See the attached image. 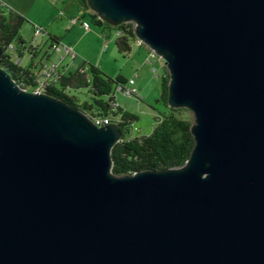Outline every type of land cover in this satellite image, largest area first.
<instances>
[{
	"label": "water",
	"instance_id": "1",
	"mask_svg": "<svg viewBox=\"0 0 264 264\" xmlns=\"http://www.w3.org/2000/svg\"><path fill=\"white\" fill-rule=\"evenodd\" d=\"M87 3L164 61L195 145L181 168L116 176L120 127L0 66V264H264V0Z\"/></svg>",
	"mask_w": 264,
	"mask_h": 264
},
{
	"label": "rangeland",
	"instance_id": "2",
	"mask_svg": "<svg viewBox=\"0 0 264 264\" xmlns=\"http://www.w3.org/2000/svg\"><path fill=\"white\" fill-rule=\"evenodd\" d=\"M0 10L23 16L26 23H23L20 35L27 48L38 47V53L34 58L28 53L23 54L20 62L22 68L29 67L31 61L38 68L43 64L58 61V57L51 54L48 34H52L61 37V43L69 45L76 53L74 59L67 57L64 60L65 73L86 72L90 65H93L113 80L118 77L124 78L127 82L134 80L138 98L128 97L118 91L113 84L112 95L122 112L137 117L126 137H145L151 134L157 125L155 117H159L167 110L159 103L162 79L169 76L163 60H159L158 56L147 58L148 48L137 47L135 42L130 44L129 54L120 53L115 45L117 32L114 27L105 25L104 36L102 28L89 16L81 0H0ZM75 19L88 22L90 30L85 32L78 25H74ZM36 27L43 29L44 33L36 34ZM70 95L75 96L80 103L91 100L88 89L71 91ZM106 98L104 96L100 99ZM177 115L194 123V115L185 108Z\"/></svg>",
	"mask_w": 264,
	"mask_h": 264
},
{
	"label": "trees",
	"instance_id": "3",
	"mask_svg": "<svg viewBox=\"0 0 264 264\" xmlns=\"http://www.w3.org/2000/svg\"><path fill=\"white\" fill-rule=\"evenodd\" d=\"M82 1L85 7L91 10L87 0ZM89 16L102 28L104 35L106 34L103 28L105 25L114 27L110 23L97 21L95 14H89ZM23 23H26L23 16L0 10V47L4 50L0 66L18 86L26 89L32 82L29 69H23L10 62L13 58H21L28 50L20 35ZM133 26L128 22L114 27L117 32L115 45L122 54H129L130 44L136 41ZM49 42L55 44L60 41L50 35ZM11 45L12 51L8 48ZM35 56L36 54H33V57ZM31 64L32 68L34 62L31 61ZM125 82L122 77L116 80L106 77L96 66L90 65L86 72L76 71L64 74L56 86L47 88L46 94L52 99L62 101L67 106L81 111L94 123L108 120L110 124L120 127L123 133L122 139L111 150L112 172L116 176H131L136 172L147 170L159 172L181 168L189 160L195 145L191 135L193 123L177 115L181 109L168 106L169 76L162 79L159 100V103L163 104L168 111L156 118L157 125L151 134L145 137L127 138L137 117L112 108L115 99L111 85ZM81 88L89 90L90 101L80 103L75 96L70 95L71 91ZM28 91L30 92V89ZM104 96L107 97L105 100L100 99Z\"/></svg>",
	"mask_w": 264,
	"mask_h": 264
},
{
	"label": "built area",
	"instance_id": "4",
	"mask_svg": "<svg viewBox=\"0 0 264 264\" xmlns=\"http://www.w3.org/2000/svg\"><path fill=\"white\" fill-rule=\"evenodd\" d=\"M91 14H95V13H91ZM96 15V20L99 22L104 23L100 17ZM74 25H79L80 28H82L85 32H88L90 30V24L88 22H85L84 20L81 19H75L73 21ZM132 24V23H131ZM134 25V24H133ZM134 27V26H133ZM35 33L36 34H42L44 33V30L36 27L35 28ZM106 36V34L104 35ZM135 45H137V47H146L141 40L136 38ZM10 51L13 50V46H9L8 47ZM50 49H51V54H54L56 57H58V61L57 62H50V63H46L41 65L40 68H38V66L36 64L33 65L32 68H34V70L31 69V65L27 68H23V69H29L30 71V77L32 82L30 83V85L28 86V88L24 89L27 92L28 89H30V92H35L38 94H42V93H46L47 88L51 87V86H56L61 77L65 74V67L63 65L64 60L69 57L70 59H74L76 57V53L74 52V50L67 44H63L61 42L59 43H51L50 45ZM38 50V47H30L28 48V50L25 53H28L31 58L33 57V54H35V52ZM147 58L152 59L157 57L158 55L151 49H147ZM159 60H162L159 58ZM10 62H12L13 64L20 66V62H21V58H17L16 60H10ZM21 67V66H20ZM135 86V82L134 80H131L130 82H125L124 84H119L116 85L117 90L123 92L124 94H126L128 97H136L138 98V92L137 89L134 87ZM22 87V86H20ZM112 108L114 110L119 109L117 103L113 102L112 104ZM97 126L102 127L105 125L110 124V122L108 120H103L100 122H95ZM99 124V125H98Z\"/></svg>",
	"mask_w": 264,
	"mask_h": 264
},
{
	"label": "crops",
	"instance_id": "5",
	"mask_svg": "<svg viewBox=\"0 0 264 264\" xmlns=\"http://www.w3.org/2000/svg\"><path fill=\"white\" fill-rule=\"evenodd\" d=\"M81 1H82V0H81ZM82 3H83V1H82ZM83 4H84V3H83ZM84 6H85V4H84ZM85 8H86V7H85ZM86 9H87V8H86ZM87 12H88V14H91V13H92V12H91L90 10H88V9H87ZM78 26H79V25H78ZM79 27H80V26H79ZM50 35H51V36H54V35H52V34H48V36H50ZM54 37L57 38V40H59L60 42L62 41V40H61V39H62L61 37H59V36H54ZM37 53H38V50L35 52V54L37 55ZM65 74H66V73H65ZM167 111H168V110H166L165 113H167ZM155 118H157V116H156Z\"/></svg>",
	"mask_w": 264,
	"mask_h": 264
}]
</instances>
